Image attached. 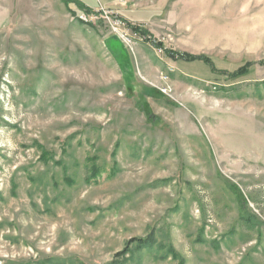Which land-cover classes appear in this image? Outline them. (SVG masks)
Listing matches in <instances>:
<instances>
[{"label":"rangeland","instance_id":"374dc122","mask_svg":"<svg viewBox=\"0 0 264 264\" xmlns=\"http://www.w3.org/2000/svg\"><path fill=\"white\" fill-rule=\"evenodd\" d=\"M66 1L0 0V264H264V0Z\"/></svg>","mask_w":264,"mask_h":264},{"label":"trees","instance_id":"16d2710c","mask_svg":"<svg viewBox=\"0 0 264 264\" xmlns=\"http://www.w3.org/2000/svg\"><path fill=\"white\" fill-rule=\"evenodd\" d=\"M64 1H66V0H64ZM66 3H71V4H75L77 7H78V9L80 10V11H84L86 14H92L93 13V11L91 10V9H88V8H86V7H84L82 4H80L79 2H75V1H71V0H67L66 1ZM125 27H129L132 31H134L135 33H137V34H139V35H141V34H144V32L142 31V29H140V28H138V27H130V25H128V23L127 22H125V21H120ZM169 57H171V58H173L174 57V54L173 53H169ZM246 66H244V67H241V68H239L238 70H237V72H236V74L237 75H240V74H243V72H244V68H245ZM129 243H136V245H137V247L139 248V249H141V248H144V247H147V245L146 244H149L148 246H150V245H152V242L151 241H149V240H147V241H142V240H140V239H131L130 241H129ZM128 243V244H129ZM127 251V248L125 249V251L124 252H126Z\"/></svg>","mask_w":264,"mask_h":264},{"label":"crops","instance_id":"0c3cea01","mask_svg":"<svg viewBox=\"0 0 264 264\" xmlns=\"http://www.w3.org/2000/svg\"><path fill=\"white\" fill-rule=\"evenodd\" d=\"M71 1L79 2L84 7L91 9L92 11H94L96 7L98 6V2L96 0H86V1L85 0H71Z\"/></svg>","mask_w":264,"mask_h":264},{"label":"built area","instance_id":"2783aa9c","mask_svg":"<svg viewBox=\"0 0 264 264\" xmlns=\"http://www.w3.org/2000/svg\"><path fill=\"white\" fill-rule=\"evenodd\" d=\"M95 16H96L95 13H92V14L81 13L78 16V19H79V21H81L83 23H89V22H91L94 19Z\"/></svg>","mask_w":264,"mask_h":264}]
</instances>
